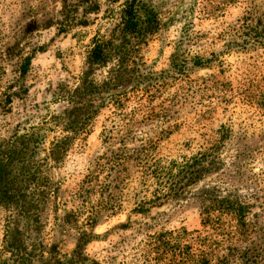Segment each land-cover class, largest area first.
Returning <instances> with one entry per match:
<instances>
[{"label":"rangeland","instance_id":"1","mask_svg":"<svg viewBox=\"0 0 264 264\" xmlns=\"http://www.w3.org/2000/svg\"><path fill=\"white\" fill-rule=\"evenodd\" d=\"M80 1L0 0V161L10 170L0 248L30 253L35 264H61L77 252L79 264H142L150 235L202 231L199 195L207 188L250 207L251 235L239 248L264 246V41L252 40L264 26V0H140L158 29L135 47L132 78L113 93L135 89L121 111L101 108L92 119L83 117L89 106L70 112L64 92L78 84L90 39L109 35L124 0H95L98 10ZM70 9L75 24L59 34ZM27 135L42 146L26 158L19 151ZM124 149L168 160L215 149L217 170L137 214L134 161L122 184L105 171L89 186L98 160ZM106 179L115 213L99 193Z\"/></svg>","mask_w":264,"mask_h":264},{"label":"trees","instance_id":"2","mask_svg":"<svg viewBox=\"0 0 264 264\" xmlns=\"http://www.w3.org/2000/svg\"><path fill=\"white\" fill-rule=\"evenodd\" d=\"M78 5L85 10L88 6L89 9L98 10L95 0H81ZM74 14L73 9L65 12L59 24V34L65 33L75 24ZM157 29L158 21L152 10L143 7L140 0H124L120 5L118 22L109 35L94 36L90 39L84 71L78 84L74 89L64 92L70 112L89 106V111L84 112L83 117L89 116V119H92L101 108L110 106L121 111L135 87L121 93L113 91L122 87L123 83L130 82L131 73L133 74L131 65L138 58L135 47ZM252 40L264 41V26L259 32H253ZM29 64V59H26L22 73H26ZM108 65L110 66L107 67ZM103 69H107L106 75H98L97 72ZM98 101H101V105L96 107ZM81 126L79 122L74 129L79 131ZM223 129L219 132L221 140L228 136ZM39 141L36 135H27L20 144L22 149L19 153L22 152L26 158L31 157L41 148ZM16 142L17 140L14 144ZM55 148L57 145H54L52 150ZM2 151L0 149V156L4 154ZM117 152L105 154L98 160L93 170L89 171V186L93 181H97L99 173L105 171L107 178L116 174L113 181L120 179L117 182L122 184L126 178L121 179L119 175L127 171L125 163L134 161L139 190L136 192V207L133 212L137 214H145L163 205L165 201L180 197L186 189L199 183L213 170H217L215 149L198 151L191 157L182 156L178 160L154 159L147 155L145 150H140L135 157L126 155L125 149ZM9 175V167L5 168L4 162L0 161V207L4 208L9 204ZM98 189L100 196H105L109 201L104 208L115 213L120 206L118 200L110 193L111 185L107 179L99 184ZM199 204L202 231L187 232L181 229L150 235L140 250L139 258L142 264L264 263L262 244L251 243L247 247L239 248L241 244L249 242L252 231L248 219L250 207L246 203L237 198L222 196L216 188H207L201 191ZM217 251L222 252V255H217ZM82 260V253L77 252L61 264H79ZM0 264L35 263L30 253L2 246Z\"/></svg>","mask_w":264,"mask_h":264}]
</instances>
